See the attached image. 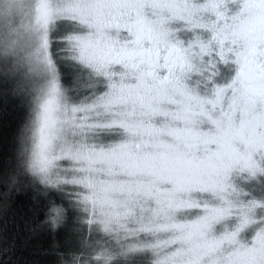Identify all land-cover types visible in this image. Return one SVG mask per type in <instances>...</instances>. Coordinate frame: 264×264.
I'll use <instances>...</instances> for the list:
<instances>
[{"label": "snow or ice", "instance_id": "6c2138e0", "mask_svg": "<svg viewBox=\"0 0 264 264\" xmlns=\"http://www.w3.org/2000/svg\"><path fill=\"white\" fill-rule=\"evenodd\" d=\"M9 91L61 264H264V0H0Z\"/></svg>", "mask_w": 264, "mask_h": 264}, {"label": "trees", "instance_id": "16d2710c", "mask_svg": "<svg viewBox=\"0 0 264 264\" xmlns=\"http://www.w3.org/2000/svg\"><path fill=\"white\" fill-rule=\"evenodd\" d=\"M26 114L20 95L0 92V173L16 175L18 181L12 190L0 184V233L9 240L15 238L12 264H61L54 249L59 245L63 250L69 241L78 239V213L69 206L65 220L53 226L51 209L61 206L57 192L34 183L31 174L19 166L18 137ZM4 192L8 195L3 196Z\"/></svg>", "mask_w": 264, "mask_h": 264}]
</instances>
